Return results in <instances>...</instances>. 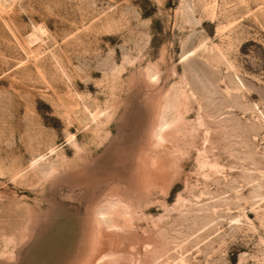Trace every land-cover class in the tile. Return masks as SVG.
I'll use <instances>...</instances> for the list:
<instances>
[{
	"label": "rangeland",
	"instance_id": "rangeland-1",
	"mask_svg": "<svg viewBox=\"0 0 264 264\" xmlns=\"http://www.w3.org/2000/svg\"><path fill=\"white\" fill-rule=\"evenodd\" d=\"M0 264H264V0H0Z\"/></svg>",
	"mask_w": 264,
	"mask_h": 264
},
{
	"label": "bare ground",
	"instance_id": "bare-ground-1",
	"mask_svg": "<svg viewBox=\"0 0 264 264\" xmlns=\"http://www.w3.org/2000/svg\"><path fill=\"white\" fill-rule=\"evenodd\" d=\"M4 1V0H3ZM160 132H161V128H159V131L157 130V135H160ZM106 217V216H105ZM104 223V220H101V222H99V223H101V224H103Z\"/></svg>",
	"mask_w": 264,
	"mask_h": 264
}]
</instances>
